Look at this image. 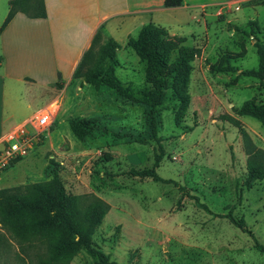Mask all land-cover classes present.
Here are the masks:
<instances>
[{"label": "rangeland", "instance_id": "1", "mask_svg": "<svg viewBox=\"0 0 264 264\" xmlns=\"http://www.w3.org/2000/svg\"><path fill=\"white\" fill-rule=\"evenodd\" d=\"M186 1L188 8L160 11L154 14L159 23L152 21L199 48L186 110L176 114L177 101L167 90L153 134L148 105L72 77L63 98L66 110L60 115L61 98L52 101L58 110L52 124L20 156L22 162L0 174V187L47 181L56 173L68 192L82 196L81 205L94 197L106 201L92 241L120 264H264L256 246H264V177L245 185L246 140L264 150V125L239 112L246 99L264 104V81L242 73L258 66L255 42L264 45V0ZM98 30L95 49L111 37L104 26ZM126 48L117 51L125 67L115 72L140 96L145 62ZM44 102L38 96L34 111ZM83 116L96 120L78 138L71 121ZM142 169H153L158 178L136 173ZM239 219L244 227L235 223ZM47 246L45 236L21 238L0 222V264L96 261L85 248L52 261Z\"/></svg>", "mask_w": 264, "mask_h": 264}, {"label": "trees", "instance_id": "2", "mask_svg": "<svg viewBox=\"0 0 264 264\" xmlns=\"http://www.w3.org/2000/svg\"><path fill=\"white\" fill-rule=\"evenodd\" d=\"M182 2L183 0H164V6H178ZM17 11H22L30 17L46 15L44 0H10L8 13L0 24V33ZM230 25V28H235L234 25ZM98 33L99 30L84 51L72 77H83L84 81L96 88L107 85L125 99L148 105L153 134H156L161 123V111L164 108L167 90L171 91L177 101L176 114H182L186 110L190 101L188 82L192 60L199 50L197 46L185 44L184 37L170 35L167 28L152 21L143 24L136 36L129 35L127 45L145 62L147 83L139 90L140 96H136L131 85H125L115 73L116 67L120 64L117 55L119 43L109 37L95 49ZM255 45L258 66L245 69L242 73L264 81V45L258 41ZM173 52L176 54L171 58ZM227 69H233V66ZM218 70L224 69L219 67ZM56 85L61 87L62 82L59 80ZM239 112L253 116L264 125L263 103H257L253 98L246 99L241 104ZM95 120V117L73 119L71 129L78 138H82ZM243 133L246 138L247 134L244 131ZM246 143L249 155L245 185L251 187L256 179L264 177V150L251 143L248 137ZM19 158L20 156L14 158L12 163ZM160 158L161 155L157 154L155 165ZM136 173L158 178L153 169H142ZM81 197L68 192L56 173L47 181L0 187V222L9 226L21 238L45 236L49 260L68 259L85 248L95 256L94 264H120L110 259L109 255L92 241L93 233L107 212L108 203L94 197L91 203L83 206L80 204ZM235 223L240 227L245 226L243 219ZM256 246L264 252V246L259 243H256Z\"/></svg>", "mask_w": 264, "mask_h": 264}, {"label": "crops", "instance_id": "3", "mask_svg": "<svg viewBox=\"0 0 264 264\" xmlns=\"http://www.w3.org/2000/svg\"><path fill=\"white\" fill-rule=\"evenodd\" d=\"M9 2L0 0V24L8 13ZM44 4L45 16L30 17L17 11L0 33V150L5 135L36 112L33 104L38 96L45 97V102L37 110L47 105L52 108V101L59 97L58 110L63 114L66 85L101 26L119 43V52L127 49L128 36L136 35L144 23H159L154 19L155 13L191 5L186 0L173 7H165L164 0H44ZM59 80L62 86L55 94L52 87ZM24 158L8 165L0 174Z\"/></svg>", "mask_w": 264, "mask_h": 264}, {"label": "built area", "instance_id": "4", "mask_svg": "<svg viewBox=\"0 0 264 264\" xmlns=\"http://www.w3.org/2000/svg\"><path fill=\"white\" fill-rule=\"evenodd\" d=\"M55 110L48 105L37 110L25 123L13 127L4 137L0 150V171L6 168L17 156L24 155L41 134L52 124ZM27 124L28 127L27 128Z\"/></svg>", "mask_w": 264, "mask_h": 264}]
</instances>
